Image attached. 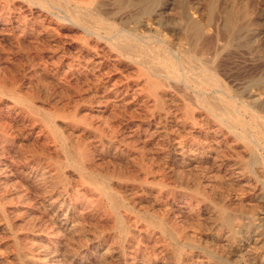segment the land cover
<instances>
[{
	"label": "rangeland",
	"instance_id": "rangeland-1",
	"mask_svg": "<svg viewBox=\"0 0 264 264\" xmlns=\"http://www.w3.org/2000/svg\"><path fill=\"white\" fill-rule=\"evenodd\" d=\"M30 1L32 3L29 5ZM85 1L0 0V264H63V261L64 264H139L140 261V264H264V152L258 148L264 142L260 141L255 147L252 158H255L257 165L251 169L244 167L249 160L248 154L238 148L240 142L237 145L234 143L235 132L253 136L251 128L255 124L264 129V0H99L98 7L94 8L86 6ZM82 8H89L94 14L84 22L88 29L93 30L92 36L83 31L82 34L81 29L76 27L79 24L74 17L84 12ZM61 21L66 23L62 24ZM118 34L134 36L135 44L145 48L147 55L144 57L139 49L131 56L113 50L119 44L116 39ZM166 57L176 62L179 60L176 72L180 81L172 79L163 67ZM81 65L86 74L81 70ZM98 65L100 68L96 69ZM90 67L91 70H88ZM154 71L168 96H161L158 104L148 107L147 103L135 96L138 90L134 91V85L144 78L151 79ZM205 77L215 78L216 85L199 89L197 81ZM141 98L144 99L143 93ZM214 102L221 110L208 115L206 106ZM228 103L231 104L232 113L236 111L235 114L240 117L241 123L236 128L226 120H223L225 125L217 120L221 119L220 112ZM186 107L196 115L195 128L198 132H179L175 127V121ZM104 109L105 113L95 112ZM45 117L50 123L44 122ZM227 124L233 128L234 135L229 133ZM49 126L55 128L62 140L48 130ZM133 126L140 127L134 129ZM150 134L152 136H148ZM80 143L82 147L85 146L88 155L83 174L66 166L68 162L65 155L63 158L61 149L65 145L76 147ZM216 143H219V147ZM57 164L62 166L60 173L55 170ZM133 169L137 171L133 172ZM81 175L98 176L96 179L104 177L108 192L121 204L115 215L109 209L107 197L97 191L90 193L88 190L92 188L82 182ZM130 194L133 196L130 197ZM83 201L90 205L92 202V205L87 206ZM223 216L231 218L232 226L224 224ZM128 219L133 224L128 221V225ZM157 224H161L164 230L159 229Z\"/></svg>",
	"mask_w": 264,
	"mask_h": 264
},
{
	"label": "bare ground",
	"instance_id": "bare-ground-1",
	"mask_svg": "<svg viewBox=\"0 0 264 264\" xmlns=\"http://www.w3.org/2000/svg\"><path fill=\"white\" fill-rule=\"evenodd\" d=\"M23 1V0H22ZM34 2H35V0H33ZM38 1V0H37ZM41 2V1H40ZM44 2H45V0H44ZM68 2V1H67ZM98 2H99V0H86L85 1V3H86V6H92L93 8L94 7H98ZM25 3V2H24ZM30 3H32V1H30L29 2V5H30ZM66 3V2H65ZM134 3V2H133ZM54 4H58L59 5V3H54ZM106 4H107V2H106ZM39 5V4H38ZM38 5H36V6H38ZM67 5H69V4H67ZM118 5V4H117ZM122 5V4H121ZM33 6V5H32ZM47 6V5H46ZM49 6V5H48ZM47 6V7H48ZM56 6V5H55ZM55 6H54V8H55ZM108 6H110V5H108ZM33 7H35V6H33ZM61 7V6H60ZM73 7V6H72ZM71 7V8H72ZM83 8H85V7H83ZM82 8V9H83ZM92 8V9H93ZM19 9V8H18ZM39 9H40V7H39ZM42 9V8H41ZM60 9V8H59ZM24 10V9H23ZM63 10V9H62ZM84 10V9H83ZM42 11V10H41ZM48 11V10H47ZM47 11H46V13H47ZM50 11V10H49ZM55 11V10H54ZM57 11V10H56ZM106 11H108V10H106ZM110 11V10H109ZM27 12V11H26ZM75 12V11H74ZM49 13H51V11L49 12ZM4 14V13H3ZM41 15H43V14H41ZM40 15V16H41ZM51 15H52V13H51ZM56 15V14H55ZM63 15H64V13H63ZM92 15H94L93 13H92V11L88 8V9H86V10H84V12L82 13V14H78L77 13V15H75V20H76V22H77V24H79V25H77L76 27H77V29L79 30V29H81V32L83 31L84 33H88L89 35H93L94 34V32H93V30L92 29H88V27H86L84 24V22H85V20L86 19H88L90 16H92ZM3 16V15H2ZM37 16V15H36ZM44 16V15H43ZM57 16H59V15H57ZM56 16V17H57ZM114 16V15H113ZM47 17V16H46ZM63 17V16H62ZM65 18H67L66 17V15L64 16ZM63 17V20L65 19ZM68 17H70V16H68ZM97 17H99V15L97 16ZM43 18V17H42ZM45 18V17H44ZM48 18V17H47ZM100 18V17H99ZM39 19V18H38ZM53 19H55V17L53 18ZM60 18H58V20H59ZM70 19V18H69ZM98 19V18H97ZM124 19V18H123ZM71 20V19H70ZM100 19H98V21H99ZM122 20V19H121ZM229 20V19H228ZM14 21V20H13ZM39 21V20H38ZM41 21V20H40ZM48 21V20H47ZM111 21V20H110ZM45 23H46V21H44ZM54 22V21H53ZM56 22H58V21H56ZM97 22V21H96ZM103 22V21H102ZM105 22V21H104ZM112 22V21H111ZM1 23V22H0ZM61 23H62V21H61ZM66 22H64V23H62V24H65ZM69 23H70V21H69ZM21 24V23H20ZM56 24V23H55ZM72 24V23H71ZM70 24V25H71ZM107 24V23H106ZM41 25V24H40ZM44 25V24H43ZM52 25V24H51ZM115 25V24H114ZM3 26V25H2ZM1 26V27H2ZM12 26V25H11ZM26 26V25H25ZM56 26V25H55ZM75 26V25H74ZM78 26L80 27V28H78ZM116 26V25H115ZM14 27V26H13ZM47 27V26H46ZM58 27V26H57ZM98 27V26H97ZM120 27V26H119ZM15 28V27H14ZM13 28V29H14ZM50 28V27H49ZM56 28V27H55ZM107 28V27H106ZM117 28H118V26H117ZM174 28V27H173ZM230 28V27H229ZM233 28V27H232ZM6 29V28H5ZM20 29V28H19ZM25 29H26V27H25ZM53 29V28H52ZM119 29V28H118ZM54 30H56V29H54ZM78 30H76V31H78ZM116 30V29H115ZM119 30H121V29H119ZM119 30H116V31H119ZM188 30V29H187ZM220 30V29H219ZM13 31H15V30H13ZM18 31V30H17ZM36 31V30H35ZM57 31V30H56ZM221 31V30H220ZM52 32V31H51ZM68 32V31H67ZM83 32H82V34H83ZM121 32H122V30H121ZM15 33H16V31H15ZM20 33V32H19ZM103 33V32H102ZM219 33V32H218ZM60 34V33H59ZM81 34V33H80ZM81 34V35H82ZM96 34V33H95ZM116 34V33H115ZM125 34V33H124ZM134 34V33H133ZM190 34V33H189ZM199 34V33H198ZM17 35V34H16ZM20 35H21V33H20ZM29 35V34H28ZM42 35V34H41ZM61 35V34H60ZM79 35V34H78ZM97 35V34H96ZM95 35V36H96ZM102 35V34H101ZM101 35H99V36H101ZM111 35V34H110ZM113 35V34H112ZM111 35V36H112ZM131 35V34H130ZM192 35V34H191ZM209 35V34H208ZM65 36H67V35H65ZM65 36H63V37H65ZM70 36V35H69ZM68 36V37H69ZM73 36V35H72ZM75 36V35H74ZM90 36V37H91ZM114 36V35H113ZM213 36V35H212ZM243 36V35H242ZM241 36V37H242ZM60 37H62V36H60ZM86 37V36H85ZM87 37H88V35H87ZM102 37V36H101ZM116 37V36H115ZM134 37V36H133ZM133 37H129V36H125V35H123V34H118L117 35V41L119 42V44H116L115 46H114V44H113V46L115 47V49L113 48V50H117L116 52H119V54L120 53H122V54H127V55H129V56H131L132 54H134L135 53V51L137 50V49H139V51L143 54V56L144 55H147V50L145 49V48H139L136 44H135V42H134V39H133ZM142 37V36H141ZM154 37V36H153ZM44 38V37H43ZM110 38V37H109ZM112 38V37H111ZM140 38V37H139ZM150 38V37H149ZM199 38H200V34H199ZM198 38V39H199ZM205 38V37H204ZM24 39V38H23ZM45 39V38H44ZM93 39V38H92ZM108 39V38H107ZM46 40V39H45ZM98 40V39H97ZM100 40H103V39H100ZM111 40V39H110ZM190 40V39H189ZM193 40V39H192ZM206 40V39H205ZM208 40H209V38H208ZM211 41H212V39H210ZM35 41H37V40H35ZM44 41V40H43ZM99 41V40H98ZM105 41V40H104ZM109 41V40H108ZM159 41V40H158ZM157 41V42H158ZM96 42V41H95ZM100 42V41H99ZM57 43H59V42H57ZM113 43V42H112ZM114 43H115V41H114ZM152 43V42H151ZM160 43V42H159ZM162 43V42H161ZM164 43V42H163ZM202 43V42H201ZM67 44V43H66ZM90 44V43H89ZM92 44V43H91ZM95 44V43H94ZM204 44V43H203ZM207 44L209 45V42L207 41ZM214 44V43H213ZM53 45H55V43L53 44ZM61 45V44H60ZM72 45H74V44H72ZM93 45V44H92ZM91 45V46H92ZM96 45V44H95ZM51 46V45H50ZM69 46V45H68ZM152 46V45H151ZM158 46V45H157ZM166 46V45H165ZM205 46V45H204ZM47 47V46H46ZM45 47V48H46ZM96 47H97V45H96ZM95 47V48H96ZM159 47H160V44H159ZM162 47H163V45H162ZM183 47V46H182ZM190 47V46H189ZM48 48V47H47ZM54 48V47H53ZM53 48H50V49H53ZM68 48V47H67ZM76 48H77V46H76ZM193 48V47H192ZM55 49V48H54ZM54 49H53V51H54ZM57 49V48H56ZM55 49V50H56ZM74 49V48H73ZM79 49V48H78ZM93 49V48H92ZM104 49V48H103ZM155 49V48H154ZM190 49V48H189ZM208 49V48H207ZM211 49V48H210ZM61 50V49H60ZM66 50V49H65ZM65 50H64V52H65ZM104 50H106V49H104ZM192 50H194V49H192ZM199 50H200V48H199ZM198 50V51H199ZM98 51H100L99 49H98ZM201 51V50H200ZM209 51V50H208ZM69 52V51H68ZM72 53H73V51H71ZM71 52H69V53H71ZM161 52V51H160ZM78 53H80V52H78ZM108 53V52H107ZM106 53V54H107ZM139 53V52H138ZM170 53V52H169ZM173 53H174V51H173ZM176 53V52H175ZM184 53V52H183ZM196 53V52H195ZM194 53V54H195ZM93 54V53H92ZM140 54V53H139ZM187 54V53H186ZM206 54V53H205ZM258 54V53H257ZM74 55V54H73ZM73 55H71V56H73ZM77 55V54H76ZM78 55H80V54H78ZM90 55V54H89ZM101 55V54H100ZM102 55H103V53H102ZM176 55V54H175ZM200 55V53H198V56ZM47 56H49V55H47ZM54 56V55H53ZM92 56V55H91ZM114 56V55H113ZM173 56V55H172ZM178 56V55H177ZM203 56V55H202ZM75 57H77V56H75ZM115 57V56H114ZM125 57H126V55H125ZM124 57V58H125ZM145 57V56H144ZM181 57V56H180ZM45 58V57H44ZM56 58V57H55ZM78 58V57H77ZM80 58V57H79ZM90 58V60H91V57H89ZM88 58V59H89ZM109 58V57H108ZM203 58H204V56H203ZM207 58H208V56H207ZM206 58V59H207ZM211 59H212V57H210ZM72 59H74V57L72 58ZM87 59V60H88ZM110 59V58H109ZM121 59H122V57H121ZM133 60L132 61H134V58H132ZM175 59H179V58H175ZM52 60V59H51ZM82 60V59H81ZM86 60V59H85ZM84 60V61H85ZM111 60V59H110ZM123 60V59H122ZM184 60V59H183ZM208 60L209 59H207V62H208ZM53 61V60H52ZM57 61V60H56ZM70 61V60H69ZM89 61V60H88ZM97 61V60H96ZM100 61V60H99ZM102 61V60H101ZM126 61V60H125ZM131 61V59H130V63L132 62ZM139 61H140V59H139ZM179 61V60H178ZM177 61V62H178ZM198 61V60H197ZM104 62V61H103ZM176 61H174L172 58H170V57H166L165 58V60H164V62H163V67L166 69V70H168V75L172 78V79H175V80H179L180 81V77H179V75H177V72H176V68H178L177 66H178V63H177ZM48 63V62H47ZM52 63V62H51ZM63 63V62H62ZM68 63V62H67ZM70 63H71V61H70ZM57 64V63H56ZM64 64V63H63ZM75 64V63H74ZM77 64V63H76ZM112 64V63H111ZM114 64V63H113ZM132 64V63H131ZM134 64H136V63H134ZM53 65V64H52ZM70 65H72V64H70ZM105 65H107V64H105ZM115 65V64H114ZM124 65H126V64H124ZM137 65V64H136ZM156 65V64H155ZM154 65V66H155ZM75 66V65H74ZM85 66V65H84ZM101 66V65H100ZM258 66V65H257ZM66 67V66H65ZM118 67V66H117ZM117 67H116V69H117ZM124 67V66H123ZM122 67V68H123ZM136 67H138V65L136 66ZM142 67V66H141ZM60 68V67H59ZM58 68V69H59ZM82 65H81V70H82ZM85 68V67H84ZM91 68L92 67H90V68H88V70L90 69L91 70ZM98 68H100L99 67V65L97 66V68L96 69H98ZM106 68H109V67H106ZM112 68V67H111ZM120 68V67H119ZM118 68V69H119ZM127 68H128V66H127ZM193 68V67H192ZM58 69H56V70H58ZM86 69V68H85ZM110 69V68H109ZM126 69V68H125ZM132 69V68H131ZM146 69V68H145ZM179 69V68H178ZM43 70V69H42ZM67 70V69H66ZM95 70V69H94ZM106 70V69H105ZM120 71L122 70V69H119ZM133 70H135V69H133ZM132 70V71H133ZM181 70H183V69H181ZM197 70V69H196ZM83 71V70H82ZM123 71H124V69H123ZM130 71V70H129ZM202 71V70H201ZM60 72V71H59ZM78 72V71H77ZM79 72H80V68H79ZM84 72V71H83ZM88 72V71H87ZM91 72H93V71H90V73ZM103 72V71H102ZM108 72V71H107ZM106 72V73H107ZM111 72V71H110ZM125 72V71H124ZM148 72V71H147ZM183 71H181V73H182ZM187 72V71H186ZM35 73V72H34ZM61 73V72H60ZM63 73H65V72H63ZM85 73V72H84ZM95 73V72H94ZM113 73V72H112ZM180 73V72H179ZM191 73H192V70H191ZM197 73V72H196ZM205 73V72H204ZM40 74H42L41 72H40ZM80 74V73H79ZM86 74V73H85ZM84 74V75H85ZM98 74V73H97ZM103 74V73H102ZM149 74V73H148ZM151 74V73H150ZM149 74V75H150ZM184 74V73H183ZM193 74V73H192ZM194 74H195V71H194ZM203 74V73H202ZM207 74H208V72H207ZM70 75V74H69ZM73 75V74H72ZM91 75V74H90ZM89 75V76H90ZM204 75H206V74H204ZM46 76V75H45ZM45 76H43V77H45ZM50 76V75H49ZM92 76V75H91ZM97 76V75H96ZM151 76V79L150 78H144V79H142L141 80V82H137L135 85H134V91L135 90H138L137 91V93H136V95L135 96H137V99H139V100H141V101H143L144 103H147V105H148V107H150V105L151 106H153V105H156V104H158V102L159 101H161V96H168V94H167V92H166V90H163L162 89V86L161 85H164V84H160V82H162V81H160V80H158V79H156V78H158V76L156 75V71H154L153 73H152V75H150ZM165 76V75H164ZM200 76V75H199ZM208 76H210V75H208ZM60 77H62V76H60ZM117 77H119V75L117 74ZM144 77V76H143ZM189 77V76H188ZM214 77V76H213ZM46 78V77H45ZM48 78V77H47ZM50 78V77H49ZM63 78V77H62ZM65 78V77H64ZM67 78V77H66ZM65 78V79H66ZM71 78H72V76H71ZM116 78V77H115ZM165 78V77H164ZM184 78V77H183ZM186 78V77H185ZM200 78V77H199ZM44 79V78H43ZM43 79H42V81H43ZM51 79V78H50ZM64 79V80H65ZM78 79V78H77ZM79 79H80V77H79ZM106 79V78H105ZM105 79H103V80H105ZM112 79V78H111ZM167 79H169V78H167ZM188 78H186V80H187ZM215 79V78H214ZM214 79H207L206 77L205 78H202V79H200V80H198L197 81V84H196V86L199 88V89H205V88H207V87H210V86H213V85H216V83L214 82L215 80ZM52 80V79H51ZM69 80V79H68ZM67 80V81H68ZM71 80V79H70ZM84 80V79H83ZM88 80V79H87ZM92 80V79H91ZM116 80V79H115ZM114 79H113V81H115ZM117 80H118V78H117ZM191 80V79H190ZM2 81H4V80H2ZM41 80H40V82H42ZM55 81V80H54ZM63 81V80H62ZM61 81V82H62ZM107 81V80H106ZM113 81H112V84H113ZM169 81V80H168ZM7 82V81H6ZM56 82H57V80H56ZM95 82V81H94ZM172 82V81H171ZM186 82V81H185ZM184 82V83H185ZM214 82V83H213ZM45 83H46V81H45ZM48 83V82H47ZM110 83V82H109ZM118 83V82H117ZM176 83V82H175ZM179 83V82H178ZM183 83V84H184ZM192 83V82H191ZM218 83V82H217ZM44 84V83H43ZM57 84V83H56ZM66 84V83H65ZM172 84H174V83H172ZM186 84H189V83H187L186 82ZM46 84H44L43 86H45ZM90 85V84H89ZM107 85V84H106ZM105 85V86H106ZM109 85V84H108ZM125 85V84H124ZM181 85H182V83H181ZM219 85V84H218ZM62 86V85H61ZM91 86V85H90ZM102 86H103V84H102ZM128 86V85H127ZM172 86H174V85H172ZM187 86V85H186ZM185 86V87H186ZM220 86V85H219ZM46 87V86H45ZM59 87V86H58ZM96 87V86H95ZM164 87V86H163ZM50 88V87H49ZM63 88V87H62ZM67 88V87H66ZM105 88V87H104ZM103 88V89H104ZM108 88V87H107ZM112 87H110V89H111ZM122 88V87H121ZM129 88V87H128ZM182 88V87H181ZM181 88H179V89H181ZM184 88V87H183ZM189 88V87H188ZM197 88V89H198ZM221 88V87H220ZM219 88V89H220ZM65 89V88H64ZM63 89V90H64ZM126 89V88H125ZM194 89V88H193ZM9 90H10V88H9ZM14 90V89H13ZM55 90H57V89H55ZM62 90V89H61ZM60 90V94H62L61 91ZM90 90H91V87H90ZM105 90H107V89H105ZM131 90V89H130ZM182 90H188V89H182ZM48 91V90H47ZM93 91V90H92ZM98 91V90H97ZM117 91V90H116ZM204 91V90H203ZM51 92V91H50ZM103 92V91H102ZM101 92V93H102ZM108 92V91H107ZM106 92V93H107ZM113 92V91H112ZM120 92V91H119ZM132 92H133V90H132ZM178 91H177V88H176V93H177ZM180 92H181V90H180ZM179 92V93H180ZM185 92V91H184ZM191 92H193V91H191ZM210 92V91H209ZM217 92V91H216ZM63 93H64V91H63ZM114 93V92H113ZM117 93V92H116ZM131 93V92H130ZM141 93H143L144 94V99L142 100V98H141ZM188 93V92H187ZM203 93V92H202ZM214 93V92H213ZM221 93V92H220ZM92 94V93H91ZM95 94V93H94ZM97 94V93H96ZM95 94V96H98V94L96 95ZM104 94H105V92H104ZM121 94V93H120ZM132 94V93H131ZM192 94V93H191ZM200 94V93H199ZM216 94V93H215ZM214 94V95H215ZM53 95V94H52ZM93 95V94H92ZM114 95V94H113ZM127 95V94H126ZM133 95V96H134ZM171 95V94H170ZM169 95V96H170ZM218 95H220L219 93H218ZM247 95V94H246ZM259 95V94H258ZM65 96V95H64ZM94 96V95H93ZM119 96V95H118ZM128 96V95H127ZM174 96V95H173ZM194 96H195V94H194ZM201 96V95H200ZM202 96H203V94H202ZM210 96V95H209ZM132 97V96H131ZM207 97V96H206ZM222 97V96H221ZM250 97V96H249ZM78 98V97H77ZM85 98V97H84ZM88 98V97H87ZM86 98V99H87ZM89 98H90V95H89ZM121 98V97H120ZM129 98H130V96H129ZM171 98V97H170ZM209 98H211V97H209ZM236 98V97H235ZM5 99V98H4ZM54 99V98H53ZM76 99V98H75ZM107 99H108V97H107ZM118 99V98H117ZM123 99V98H122ZM121 99V100H122ZM127 99V98H126ZM132 99V98H131ZM165 99H166V97H165ZM7 100V99H6ZM90 100V99H89ZM93 100V99H92ZM97 100V99H96ZM100 100V99H99ZM112 100H114V99H112ZM125 100V99H124ZM167 100V99H166ZM173 100V99H172ZM237 100H238V98H237ZM101 101H102V99H101ZM128 101V100H127ZM130 101V100H129ZM177 101V100H176ZM179 101V100H178ZM202 101V100H201ZM240 101V100H239ZM5 102V101H4ZM7 102V101H6ZM67 102V101H66ZM139 102V101H138ZM173 103H174V101H172ZM230 102V101H229ZM237 102V101H236ZM51 103V102H50ZM65 103V102H64ZM79 103V102H78ZM89 103V102H88ZM143 103V104H144ZM178 102H176V104H177ZM203 103V102H202ZM212 103V102H211ZM240 103V102H239ZM238 103V104H239ZM7 104V103H6ZM16 104V103H15ZM23 104V103H22ZM26 104H27V102H26ZM29 104V103H28ZM61 104V103H60ZM94 104H96V103H94ZM101 104H103V103H101ZM121 104V103H120ZM133 104V103H132ZM136 104V103H135ZM169 104H171L170 103V100H169ZM205 104V103H204ZM204 104H202V105H204ZM11 105H12V103H11ZM20 105H21V103H20ZM25 105V104H24ZM31 105V104H30ZM51 105V104H50ZM68 105V104H67ZM92 105V104H91ZM106 105V104H105ZM139 105H140V103H139ZM138 105V106H139ZM146 105V104H145ZM144 105V106H145ZM206 105V104H205ZM234 105V104H233ZM16 106V105H15ZM36 106V105H35ZM52 106V105H51ZM58 106V105H57ZM65 106H66V104H65ZM74 106V105H73ZM100 106V105H99ZM129 106V105H128ZM191 106H193V104L191 105ZM6 107V106H5ZM26 107V106H25ZM39 107H41V106H39ZM38 107V108H39ZM131 107V106H130ZM135 107V106H134ZM141 107V106H140ZM171 107V106H170ZM169 107V108H170ZM234 107V106H233ZM3 108H4V104H3ZM32 108V107H31ZM93 108V107H92ZM100 108V107H99ZM138 108V107H137ZM143 108V107H142ZM173 108V107H172ZM171 108V109H172ZM179 108V107H178ZM206 108L209 110V113H208V115L210 114V112H215L216 110H218V111H220L221 109L218 107V104H217V102H214L213 104H208L207 106H206ZM242 108H244V109H246V107H242ZM248 108V107H247ZM88 109V108H87ZM97 109H98V107H97ZM109 109V108H108ZM124 109V108H123ZM141 109V108H140ZM145 109V108H144ZM175 109V108H174ZM250 109V108H249ZM6 110V109H5ZM19 110V109H18ZM81 110V109H80ZM79 110V111H80ZM89 110V109H88ZM120 110V109H119ZM128 110H129V108H128ZM238 110V109H237ZM248 110V109H247ZM1 111V110H0ZM50 111V110H49ZM113 111V110H112ZM127 111V110H126ZM136 111V110H135ZM169 111V110H168ZM173 111V110H172ZM176 111V110H175ZM5 112V111H4ZM13 112V111H12ZM11 112V113H12ZM97 114H102V113H105L106 112V110L104 109V110H98V111H95ZM128 112V111H127ZM249 112V111H248ZM247 112V113H248ZM255 112V111H254ZM253 112V113H254ZM5 113H7V112H5ZM15 113V112H14ZM13 113V114H14ZM80 113V112H79ZM89 113V112H88ZM130 113V112H129ZM221 114H220V116H221V119L220 118H218L217 120H219L220 122L219 123H222V125H225L226 123L223 121V120H226V121H228L229 123H231L232 125H235V128L237 127V125H238V123H241V122H239V120H240V117L239 116H237L235 113H236V111H235V113L233 114L232 113V109H231V104L230 103H228L227 105H226V108L225 109H223L221 112H220ZM241 113H242V111H241ZM240 113V115H242ZM258 113V112H257ZM8 114V113H7ZM12 114V115H13ZM89 114H91V113H89ZM107 114V113H106ZM136 114V113H135ZM143 114H145V113H143ZM175 114V113H174ZM173 114V115H174ZM177 114V113H176ZM175 114V115H176ZM238 114V113H237ZM249 114V113H248ZM255 115H256V113H254ZM11 115V116H12ZM15 115V114H14ZM24 115V114H23ZM80 115V114H79ZM84 115V114H83ZM110 115V114H109ZM108 115V117H111V116H109ZM117 115V114H116ZM118 115H119V113H118ZM146 115V114H145ZM173 115H171V116H173ZM179 115V114H178ZM199 115V114H198ZM197 115V116H198ZM205 115V114H204ZM251 115V114H250ZM264 115V114H263ZM262 115V116H263ZM87 116V115H86ZM94 116V114L92 115V117ZM202 116V115H201ZM212 116H214V115H212ZM39 117V116H38ZM69 117V116H68ZM80 117V116H79ZM82 117V116H81ZM85 117V116H84ZM91 117V118H92ZM95 117V116H94ZM93 117V118H94ZM100 117V116H99ZM99 117H98V119H99ZM101 117H102V115H101ZM100 117V118H101ZM157 117V116H156ZM155 117V118H156ZM211 117V116H210ZM222 117L224 118V119H222ZM1 118V117H0ZM5 118V117H4ZM60 118V117H59ZM90 118V117H89ZM96 118H97V116H96ZM105 118V117H104ZM103 118V119H104ZM111 118H113V117H111ZM110 118V119H111ZM143 118H145V117H143ZM251 118H253V117H251ZM12 119V118H11ZM86 119V118H85ZM129 119V118H128ZM257 119H258V117H257ZM6 120V119H5ZM14 120V119H13ZM87 120H88V117H87ZM96 120L97 119H95V122H96ZM105 120V119H104ZM106 120H108L109 121V119H106ZM173 120V119H172ZM213 120V119H212ZM216 119H214V121H215ZM0 121H1V119H0ZM28 121H30V120H28ZM69 121V120H68ZM108 121L106 122V123H108ZM111 121H115V120H111ZM118 121V120H117ZM116 121V122H117ZM121 121V120H120ZM22 122H24L23 120H22ZM44 122L45 123H50V121H49V119H47L46 117L44 118ZM100 122V121H99ZM116 122H115V124H116ZM124 122V121H123ZM136 122V121H135ZM151 122V121H150ZM173 122V121H172ZM176 122V123H175ZM174 123H175V127L178 129V131L179 130H181V131H187V132H193V133H195V132H198L197 130H196V126H197V118H196V115H194L192 112H191V109L190 108H185V110H184V112L182 113V115H181V117H179V119L177 120V121H175ZM203 122V121H202ZM216 122H218V121H216ZM264 122V121H263ZM74 123V122H73ZM101 123V122H100ZM105 123V122H104ZM118 123L121 125V122H119L118 121ZM130 123V122H129ZM169 123V122H168ZM204 123H205V121H204ZM1 124V123H0ZM77 124H78V121H77ZM114 124V125H115ZM137 124H139V123H137ZM144 124V123H143ZM153 123H151V125H152ZM159 124H161V123H159ZM201 124V123H200ZM199 124V125H200ZM251 124H252V122H251ZM259 124V123H258ZM2 125V124H1ZM19 125V124H18ZM52 125V124H51ZM95 125V124H94ZM101 125V124H100ZM113 125V124H112ZM119 125V126H120ZM134 125V124H133ZM254 125V124H253ZM12 126V125H11ZM63 126V125H62ZM105 126V125H104ZM116 126H117V124H116ZM125 126V125H124ZM171 126V125H170ZM208 126H209V124H208ZM226 126H228L227 128L229 129L228 131H229V133L231 134H233V131H232V127L231 126H229L228 124L226 125ZM2 127V126H1ZM56 127V126H55ZM89 127V126H88ZM93 127V126H92ZM102 127V126H101ZM114 127V126H113ZM118 127V126H117ZM123 127V126H122ZM134 127V126H133ZM135 127H137V126H135ZM135 127H134V129H135ZM140 127V126H139ZM139 127H137V128H139ZM155 127V126H154ZM168 127V126H167ZM210 127V126H209ZM221 127V126H220ZM248 127V126H247ZM246 127V129H248ZM251 127V126H250ZM18 128V127H17ZM68 128V127H67ZM90 128V127H89ZM94 128H95V126H94ZM104 129H105V127H103ZM108 128V127H107ZM106 128V129H107ZM146 128V127H145ZM152 128V127H151ZM171 128V127H170ZM211 128V127H210ZM232 128V129H231ZM21 129V128H20ZM36 129V128H35ZM71 129V128H70ZM80 129V128H79ZM98 129V128H97ZM114 129H118V128H114ZM126 129V128H125ZM172 129H174V128H172ZM251 129H253V132H254V134H253V136H246V135H242L241 133H238V132H235V142L234 143H236V145L237 144H239V142H240V144H239V147L238 148H240L243 152H245V153H247L248 154V156H249V160L247 161V163H244V167L246 168V169H251L252 167H254L255 166V164H256V162H255V158H252V154L254 153V151H255V147H256V145H258L259 144V142L260 141H262V142H264V129L263 128H260V126L258 125H256L255 124V126H253V128H251ZM39 130H40V128H39ZM48 130H50V132L52 133V134H54V135H57V132H56V130H55V128L54 127H51V126H49V129ZM65 130H66V128H65ZM100 130V129H99ZM120 130H122V129H120ZM132 132H133V130L132 129H130ZM139 130V129H138ZM141 130V129H140ZM148 130H150V129H148ZM155 130V129H154ZM159 130V129H158ZM206 130V129H205ZM241 130H242V128H241ZM57 131H58V128H57ZM67 131V130H66ZM79 131V130H78ZM109 131V130H108ZM112 131V130H111ZM124 131V130H123ZM160 131V130H159ZM214 131V130H213ZM216 131V130H215ZM248 131H250V129L248 130ZM34 132V131H33ZM37 132H38V130H37ZM47 132V131H46ZM80 132H82V130L80 131ZM106 132V131H105ZM119 132V131H118ZM132 132H130V133H132ZM153 132V131H152ZM156 132V131H155ZM158 132V131H157ZM161 132V131H160ZM177 132V131H176ZM180 132V131H179ZM240 132V131H239ZM25 133H26V131H25ZM36 133V132H35ZM67 133H68V131H67ZM71 133V132H70ZM109 133V132H108ZM107 133V134H108ZM122 133V132H121ZM138 133V132H137ZM144 133V132H143ZM201 133V132H200ZM210 133H214V132H210ZM216 133V132H215ZM20 134H21V132H20ZM31 134V133H30ZM36 134H38V133H36ZM35 134V135H36ZM46 134V133H45ZM62 134V133H61ZM73 134V133H72ZM77 134H78V132H77ZM76 134V135H77ZM86 134H88V133H86ZM117 134V133H116ZM125 134V133H124ZM128 134V133H127ZM135 135H136V133H134ZM139 134V133H138ZM153 134V133H152ZM157 134V133H156ZM219 134V133H218ZM225 134V133H224ZM23 135V134H22ZM141 135V134H140ZM161 135V134H160ZM180 135H182V134H180ZM184 135V134H183ZM182 135V136H183ZM210 135H212V134H210ZM226 135V134H225ZM234 135V134H233ZM81 136V135H80ZM93 136H94V134H93ZM92 136V137H93ZM121 136H123V135H121ZM120 136V137H121ZM125 136H127V135H125ZM124 136V137H125ZM132 136H134V135H132ZM148 136H152L151 134L150 135H148ZM147 136V140H149V137ZM195 136V135H194ZM198 136V135H197ZM215 136V135H214ZM14 137V139H15V136H13ZM31 137V136H30ZM46 137V136H45ZM58 139H61L62 140V137L61 136H59V135H57L56 136ZM78 137V136H77ZM91 137V138H92ZM136 137V136H135ZM140 137V136H139ZM142 137V136H141ZM171 137V136H170ZM210 137V136H209ZM34 138V137H33ZM85 138V137H84ZM84 138H82V139H84ZM90 138V139H91ZM144 138V137H143ZM146 138V137H145ZM151 138V137H150ZM155 138V137H154ZM157 138H159V137H157ZM173 138V137H172ZM172 138H171V140H172ZM176 138V137H175ZM201 138V137H200ZM35 139V138H34ZM47 139H48V137H47ZM58 139H57V141H58ZM75 139V138H74ZM78 139V138H77ZM81 139V138H80ZM86 139V138H85ZM88 139V138H87ZM95 139V138H94ZM97 139V138H96ZM179 139V138H178ZM196 139V138H195ZM199 139V138H198ZM205 139V138H204ZM220 139V138H219ZM222 139V138H221ZM232 139V138H231ZM230 139V140H231ZM21 140H22V138H21ZM44 140V139H43ZM146 140V139H145ZM157 140V139H156ZM200 140H202V139H200ZM200 140H199V142H200ZM208 140V139H207ZM212 140V139H211ZM16 141V140H15ZM37 141V140H36ZM39 141V140H38ZM90 141V140H89ZM125 141V140H124ZM128 140L126 139V142H127ZM133 141V140H132ZM135 141V140H134ZM187 141V140H186ZM196 141V140H195ZM216 141H217V139H216ZM228 141V140H227ZM148 142V141H147ZM161 142V141H160ZM171 142V141H170ZM177 142V141H176ZM218 142V141H217ZM230 142V141H229ZM238 142V143H237ZM1 143V142H0ZM61 143V142H60ZM87 143H88V141H87ZM105 143V142H104ZM129 143H131L132 144V142H129ZM149 143V142H148ZM172 143V142H171ZM201 143V142H200ZM199 143V144H200ZM203 143H204V140H203ZM202 143V144H203ZM232 143V142H231ZM233 143V144H234ZM35 144V143H34ZM40 144V143H39ZM39 144H38V148H39ZM45 143H43V145H44ZM48 144H50V143H48ZM158 144V143H157ZM156 144V145H157ZM161 144V143H160ZM159 144V145H160ZM170 144V143H169ZM208 144H210L209 142H208ZM217 144H219V143H216V145ZM230 144V143H229ZM2 145V144H1ZM36 145V144H35ZM47 145V144H46ZM59 145V144H58ZM95 145V144H94ZM117 145V144H116ZM129 145V144H128ZM133 145V144H132ZM131 145V146H132ZM142 145V144H141ZM164 145V144H163ZM176 145V144H175ZM174 145V146H175ZM214 145V144H213ZM37 146V145H36ZM48 146V145H47ZM62 146V145H61ZM106 146H107V144H106ZM134 146V145H133ZM152 146V145H151ZM177 146V145H176ZM181 146V145H180ZM211 146V145H210ZM209 146V147H210ZM218 146V145H217ZM225 146V145H224ZM262 146V145H261ZM258 147V148H261L262 149V151L264 152V145L262 146V147ZM93 147V146H92ZM117 147V146H116ZM139 147V146H138ZM137 147V148H138ZM150 147V146H149ZM182 147V146H181ZM186 147V146H185ZM204 147H206V146H204ZM213 147V146H212ZM219 147V146H218ZM13 148V147H12ZM36 148V147H35ZM53 148V147H52ZM60 148V147H59ZM97 148V147H96ZM139 148H141V147H139ZM138 148V149H139ZM221 148V147H220ZM40 149H42L41 147H40ZM51 149V148H50ZM49 149V150H50ZM62 151H63V158H64V155H65V158H66V160H67V162H68V164L66 165V166H70L71 168H73L75 171H77V172H79L80 174H83V172H85V170H86V167H85V161L87 160V158H88V155L85 153V146L84 147H82V145H81V143L80 144H77L76 145V147H74V146H63L62 148ZM105 149V148H104ZM111 149H113V148H111ZM110 149V150H111ZM146 149V148H145ZM150 149V148H149ZM161 149H163L162 147H161ZM182 149V148H181ZM185 149V148H184ZM189 149V148H188ZM39 150V149H38ZM44 150H46V149H44ZM91 150H93V149H91ZM160 150V149H159ZM193 150V149H192ZM200 150V149H199ZM241 150H239V151H241ZM256 150H258V149H256ZM260 150V149H259ZM52 151V150H51ZM115 151V150H114ZM150 151V150H149ZM148 151V152H149ZM157 151V150H156ZM190 151V150H189ZM223 151L224 150H222V153H223ZM261 151V150H260ZM48 152V151H47ZM113 152V151H112ZM127 152V151H126ZM125 152V153H126ZM151 152H153V150L151 151ZM157 152H159V151H157ZM191 152V151H190ZM198 152V151H197ZM216 152V150H214L213 151V153H215ZM226 152H228V151H226ZM243 152H241V153H243ZM49 153H51V152H49ZM195 153H196V150H195ZM200 153V152H199ZM225 153V152H224ZM223 153V154H224ZM240 153V154H241ZM256 153V152H255ZM52 154V153H51ZM96 154V153H95ZM101 154V153H100ZM111 154V153H110ZM118 154V153H117ZM191 154H192V152H191ZM231 154V153H230ZM260 154H262V153H260ZM52 155H54V154H52ZM92 155H94V154H92ZM125 155V154H124ZM161 155V154H160ZM211 155V154H210ZM56 156V155H55ZM58 156H59V154H58ZM98 156V155H97ZM128 156H130V154L128 155ZM141 156V155H140ZM153 156V155H152ZM163 156V155H162ZM207 156V155H206ZM227 156V155H226ZM247 156V157H248ZM260 156V155H259ZM100 157H101V155H100ZM103 157V156H102ZM121 157V156H120ZM123 157H125V156H123ZM155 157V156H154ZM157 157V156H156ZM155 157V158H156ZM159 157V156H158ZM165 157V156H164ZM191 157V156H190ZM193 157V156H192ZM205 157V156H204ZM209 157V156H208ZM214 157H215V155H214ZM217 157V156H216ZM232 157H234V156H232ZM262 157V156H261ZM60 158H62V157H60ZM98 158V157H97ZM112 158V157H111ZM115 158V157H114ZM125 158H129V157H125ZM132 158V157H131ZM147 158V157H146ZM154 158V159H155ZM177 158V157H176ZM187 158V157H186ZM259 158V157H258ZM99 159V158H98ZM113 159V158H112ZM148 159V158H147ZM150 159V158H149ZM153 159V160H154ZM189 159V158H188ZM64 160V159H63ZM118 160V159H117ZM157 160V159H156ZM160 160V159H159ZM158 160V161H159ZM190 160V159H189ZM191 160H192V158H191ZM101 161V160H100ZM127 161H128V159H127ZM127 161H124V162H127ZM133 161V160H132ZM163 161V160H162ZM181 161V160H180ZM180 161H178V162H180ZM188 161V160H187ZM194 161V160H193ZM199 161V160H198ZM204 161V160H203ZM106 162V161H105ZM117 162V161H116ZM151 162H152V160H151ZM171 162V161H170ZM206 162V161H205ZM94 163V162H93ZM104 163V162H103ZM120 163V162H119ZM130 163V162H129ZM133 163V162H132ZM141 163H143V162H141ZM148 163V162H147ZM166 163V162H165ZM177 163V162H176ZM181 163V162H180ZM264 163V162H263ZM100 164H101V162H100ZM123 164V163H122ZM125 164H127V163H125ZM149 164H150V162H149ZM154 164V163H153ZM162 164V163H161ZM178 164V163H177ZM176 164V165H177ZM197 164H199V163H197ZM215 164V163H214ZM261 164V163H260ZM44 165V164H43ZM98 165V164H97ZM110 165H111V163H110ZM115 165V164H114ZM120 165V164H119ZM130 165V164H129ZM128 165V166H129ZM164 165V164H163ZM172 165V164H171ZM170 165V166H171ZM204 165V164H203ZM203 165L201 166V167H203ZM213 165V164H212ZM257 165V164H256ZM30 166V165H29ZM46 165H44V167H45ZM162 166V165H161ZM160 166V167H161ZM164 166H166V165H164ZM196 166H198V165H196ZM207 166V165H206ZM220 166V165H219ZM263 166H264V164H263ZM61 167L62 166H60V165H56V167H55V170L58 172V173H60L61 172ZM95 167H96V165H95ZM94 167V168H95ZM103 167H105V166H103ZM151 167V166H150ZM176 167V166H175ZM179 167V166H178ZM180 167H182V163H181V166ZM179 167V168H180ZM189 167V166H188ZM200 167V166H199ZM256 167V166H255ZM69 168V167H68ZM88 168V167H87ZM125 168V167H124ZM123 168V169H124ZM131 168V167H130ZM136 168V167H135ZM162 168V167H161ZM169 168V167H168ZM190 168H191V166H190ZM193 168V167H192ZM231 168V167H230ZM111 169V168H110ZM117 169V168H116ZM122 169V168H121ZM120 169V170H121ZM154 169V168H153ZM159 169V168H158ZM184 169V168H183ZM183 169H181V170H183ZM189 169V168H188ZM198 169V168H197ZM212 169V168H211ZM214 169V168H213ZM212 169V170H213ZM222 169V168H221ZM46 170V169H45ZM52 170V169H51ZM50 170V171H51ZM114 170H115V168H114ZM127 170H128V168H127ZM137 171L136 169H133V172H135V171ZM156 170V169H155ZM181 170H179V172H181ZM36 171V170H35ZM106 171V170H105ZM128 171H131L130 169L128 170ZM168 171V170H167ZM183 171H185V170H183ZM187 171V170H186ZM215 171V170H214ZM127 172V171H126ZM132 172V171H131ZM149 172V171H148ZM153 172V171H152ZM223 172H224V170H223ZM236 172H237V170H236ZM251 172V171H250ZM71 173H73V172H71ZM129 173V172H128ZM127 173V174H128ZM172 173V172H171ZM170 173V174H171ZM213 173V172H212ZM211 173V174H212ZM230 173V172H229ZM251 173H253V172H251ZM94 174H97V173H94ZM125 174V173H124ZM152 174V173H151ZM179 174V173H178ZM214 174V173H213ZM221 174V173H220ZM263 174V173H262ZM168 175V174H167ZM187 175H188V173H187ZM200 175V174H199ZM215 175V174H214ZM259 175H261V174H259ZM68 176V175H67ZM70 176V175H69ZM73 176V175H72ZM76 176V175H75ZM79 176V175H78ZM82 176V175H81ZM129 176H130V173H129ZM182 176V175H181ZM208 176V175H207ZM228 176V175H227ZM231 176V175H230ZM236 176V175H235ZM43 177V176H42ZM98 177V176H97ZM96 177V178H97ZM138 177V176H137ZM187 177V176H186ZM192 177V176H191ZM226 177V176H225ZM232 177V176H231ZM255 177V176H254ZM263 177V176H262ZM96 178H93V177H89V176H82V182L84 183V184H86L87 183V185L88 186H90L91 188H92V190H88L90 193L91 192H95V191H97V192H99L101 195H104V196H106L107 197V199L110 201V202H108L109 203V209L111 210V212L115 215V211L121 206V204L108 192V190H107V185H106V180L104 179V177H102V178H98V179H96ZM142 178V177H141ZM140 178V179H141ZM205 178V177H204ZM256 178V177H255ZM36 179V178H35ZM150 179V178H149ZM155 179V178H154ZM71 180H72V178H71ZM157 180V179H156ZM212 180V179H211ZM168 181V180H167ZM213 182H214V180H212ZM245 181H246V179H245ZM260 181V180H259ZM38 182V181H37ZM43 182V181H42ZM148 182H149V180H148ZM205 182V181H204ZM238 182V181H237ZM251 182V181H250ZM108 183V182H107ZM130 183V182H129ZM166 183V182H165ZM230 183V182H229ZM49 184V183H48ZM170 184V183H169ZM172 184V183H171ZM204 184V183H203ZM214 184H215V182H214ZM213 184V185H214ZM239 184V183H238ZM237 184V185H238ZM53 185V184H52ZM73 185V184H72ZM246 185H247V182H246ZM249 185V184H248ZM259 185V184H258ZM260 185H262L261 183H260ZM111 186V185H110ZM116 186V185H115ZM114 186V187H115ZM168 186V185H167ZM217 186H219V185H217ZM217 186H215V187H217ZM50 187V186H49ZM204 187V186H203ZM235 187V186H234ZM251 187H252V184H251ZM263 187V186H262ZM109 188V187H108ZM129 188V187H128ZM210 188V187H209ZM254 188V187H253ZM236 189H238V187L236 188ZM244 189V188H243ZM260 189H262L261 188V186H260ZM60 190V189H59ZM71 190V189H70ZM208 190V189H207ZM206 190V191H207ZM218 190V189H217ZM259 190V189H258ZM83 191H84V189H83ZM86 192H88L87 190H85ZM111 191H112V189H111ZM129 191V190H128ZM55 192V191H54ZM68 192V191H67ZM130 192V191H129ZM134 192V191H133ZM252 192V191H251ZM69 193V192H68ZM74 193V192H73ZM80 193H81V191H80ZM113 193V192H112ZM71 194V193H70ZM208 194H209V192H208ZM255 194H258V193H255ZM56 195V194H55ZM83 195V194H82ZM115 195V194H114ZM117 195V194H116ZM210 195V194H209ZM69 196V195H68ZM75 195H73V197H74ZM77 196V195H76ZM75 196V197H76ZM80 196V195H79ZM78 196V197H79ZM133 196V194H130V197H132ZM154 196V195H153ZM89 197H91V196H89ZM93 198H94V196H92ZM55 198H57V197H55ZM63 198V197H62ZM61 198V199H62ZM80 198V197H79ZM88 198V197H87ZM96 198V197H95ZM102 198V197H101ZM161 198V197H160ZM166 198V197H165ZM176 198V197H175ZM226 198V197H225ZM58 199V198H57ZM74 199V198H73ZM90 199V198H89ZM92 199V198H91ZM184 199V198H183ZM249 199V198H248ZM253 199V198H252ZM49 200V199H48ZM83 200V199H82ZM137 201H138V199H136ZM165 200V199H164ZM178 200V199H177ZM180 200H181V198H180ZM260 200V199H259ZM50 201V200H49ZM48 201V202H49ZM71 201V200H70ZM73 201V200H72ZM79 201V200H78ZM106 201V200H105ZM135 200H133V202H134ZM152 201V200H151ZM154 201V200H153ZM249 201V200H248ZM47 202V203H48ZM179 202V201H178ZM187 202V201H186ZM243 202V201H242ZM58 203V202H57ZM79 203H80V201H79ZM79 203H77V204H79ZM83 203H85L86 204V202H84L83 201ZM82 203V204H83ZM137 203V202H136ZM139 203V202H138ZM189 203V202H188ZM194 203V202H193ZM246 203V202H245ZM244 203V204H245ZM254 203V202H253ZM61 204V203H60ZM73 204H75V202L73 201ZM87 204H88V202H87ZM86 204V205H87ZM93 204H94V202H93ZM126 204V203H125ZM170 204V203H169ZM187 204V203H186ZM195 204H196V202H195ZM235 204V203H234ZM239 204V203H238ZM247 204H249V203H247ZM255 204V203H254ZM262 204V203H261ZM88 205H90V204H88ZM87 205V206H88ZM91 205H92V202H91ZM90 205V206H91ZM147 205V204H146ZM145 205V206H146ZM167 205V204H166ZM58 206V205H57ZM67 206H68V204H67ZM73 206V205H72ZM78 206V205H77ZM107 206H108V204H107ZM138 206V205H137ZM148 206V205H147ZM172 206V205H171ZM61 207V206H60ZM105 207V206H104ZM181 207H183V206H181ZM189 207V206H188ZM193 207H195V206H193ZM53 208V207H52ZM94 208V207H93ZM136 208V207H135ZM140 208V207H139ZM164 208V207H163ZM89 209V208H88ZM186 209V208H185ZM70 210V209H69ZM75 210V209H74ZM78 210V209H77ZM93 210V209H92ZM91 210V211H92ZM99 210V209H98ZM173 210V209H172ZM175 210V209H174ZM178 210V209H177ZM180 210V209H179ZM208 210V209H207ZM53 211V210H52ZM100 211V210H99ZM98 211V212H99ZM129 211V210H128ZM191 211V210H190ZM76 212V211H75ZM93 212V211H92ZM101 212V211H100ZM131 212V211H130ZM156 212V211H155ZM162 212V211H161ZM180 212V211H179ZM185 212V211H184ZM54 213V212H53ZM62 213V212H61ZM120 213V212H119ZM134 213H135V211H134ZM133 213V214H134ZM181 213V212H180ZM205 212H203L202 214H204ZM56 214H57V212H56ZM65 214V213H64ZM77 214V213H76ZM75 214V215H76ZM86 214V213H85ZM209 214H211V213H209ZM95 215V214H94ZM101 215V214H100ZM78 216V215H77ZM80 216V215H79ZM129 216V215H128ZM127 216V217H128ZM146 216V215H145ZM172 216V215H171ZM188 216V215H187ZM190 216V215H189ZM257 216V215H256ZM96 217V216H95ZM103 217V216H102ZM108 217V216H107ZM143 217V216H142ZM152 217V216H151ZM183 217V216H182ZM193 217V216H192ZM195 217V216H194ZM193 217V218H194ZM63 218V217H62ZM62 218H61V221H62ZM81 218V217H80ZM124 218V217H123ZM122 218V219H123ZM190 218V217H189ZM192 218V219H193ZM205 218V217H204ZM58 219H60V218H58ZM86 219V218H85ZM105 219V218H104ZM186 219V218H185ZM196 218H194V220H195ZM259 219V218H258ZM257 220V219H256ZM122 221V220H121ZM128 221H129V219L127 220V224H128ZM146 221V220H145ZM248 221H249V219H248ZM63 222V221H62ZM73 222V221H72ZM79 222H81L80 220H79ZM109 222V221H108ZM130 222V221H129ZM223 222H224V224L226 225V226H232V220H231V218L229 217V216H223ZM75 223V222H74ZM193 223H194V221H193ZM253 223V222H252ZM259 223V222H258ZM257 223V224H258ZM130 224H133L132 222H130ZM195 224H196V222H195ZM194 224V225H195ZM202 224V223H201ZM129 225V224H128ZM247 224H245V226H246ZM250 225V224H249ZM259 225V224H258ZM3 226V225H2ZM63 226V225H62ZM133 226V225H132ZM261 226V225H260ZM69 227H70V225H69ZM144 227V226H143ZM157 227L159 228V229H161V230H164V227H162L161 226V224H157ZM140 228V227H139ZM240 228V227H239ZM249 228V227H248ZM66 229V228H65ZM118 229V228H117ZM141 229V228H140ZM143 229V228H142ZM145 229V228H144ZM62 231V230H61ZM75 231V230H74ZM146 231V230H145ZM73 232V231H72ZM75 233V232H74ZM150 233V232H149ZM193 233V232H192ZM121 234V233H120ZM136 234V233H135ZM157 234V233H156ZM225 234V233H224ZM254 234V233H253ZM146 235V234H145ZM188 235H190V234H188ZM233 235V234H232ZM235 235V234H234ZM149 236H150V234H149ZM237 236V235H236ZM115 237V236H114ZM137 237V236H136ZM139 237V236H138ZM192 237V236H191ZM210 237V236H209ZM104 238V237H103ZM143 238V237H142ZM204 238V237H203ZM255 238V237H254ZM135 239V238H134ZM222 239V238H221ZM94 240V239H93ZM102 240V239H101ZM104 240V239H103ZM106 240H107V238H106ZM108 240H110V239H108ZM107 240V241H108ZM137 240V239H136ZM141 240V239H140ZM197 240V239H196ZM253 240V239H252ZM13 241V240H12ZM56 241V240H55ZM129 241V240H128ZM148 241V240H147ZM147 241H146V244H147ZM169 241V240H168ZM173 241V240H172ZM106 242V241H105ZM166 242V241H165ZM252 242V241H251ZM93 243V242H92ZM143 243V242H142ZM221 243V242H220ZM17 244V243H16ZM53 244V243H52ZM103 244V243H102ZM56 245V244H55ZM54 245V246H55ZM132 245V244H131ZM172 245V244H171ZM182 245V244H181ZM223 245H225V242H224V244ZM93 246V245H92ZM99 246V245H98ZM102 246V245H101ZM107 246V245H106ZM106 246H105V248H106ZM134 246V245H133ZM31 247V246H30ZM51 247V246H50ZM148 247V246H147ZM149 247H151V246H149ZM152 247H153V245H152ZM217 247V246H216ZM210 248V247H209ZM46 249V248H45ZM95 249V248H94ZM215 249V248H214ZM39 250V249H38ZM38 250H36V251H38ZM41 250V249H40ZM52 250V249H51ZM100 250V249H99ZM45 251V250H44ZM43 251V252H44ZM133 251H135V250H133ZM158 251V250H157ZM156 251V252H157ZM50 253H52V252H50ZM54 253V252H53ZM58 253H60L59 251H58ZM63 253V252H62ZM99 253V252H98ZM208 253V252H207ZM56 254V253H55ZM153 255L155 254V253H152ZM43 255V254H42ZM91 255V254H90ZM117 255V254H116ZM115 255V256H116ZM129 255V254H128ZM132 255V254H131ZM130 255V256H131ZM137 255V254H136ZM112 256V255H111ZM110 256V257H111ZM28 257V256H27ZM34 257H36L37 258V256H35L34 255ZM55 257V256H54ZM138 257V256H137ZM156 257V255L154 256V258ZM46 258V257H45ZM44 258V259H45ZM107 258V257H106ZM105 258V259H106ZM38 260H39V258H37ZM55 259H57V258H55ZM61 259V258H60ZM109 259V258H108ZM140 259H142V258H140ZM158 259V258H157ZM185 259V258H184ZM49 260V259H48ZM58 260V259H57ZM56 260V261H57ZM115 260V259H114ZM54 262V261H53ZM61 262V261H60ZM64 262L65 261H63V264H64ZM112 262V261H111ZM141 262V261H140ZM140 262H139V264H140ZM161 262V261H160ZM62 263V262H61ZM113 263V262H112ZM58 264H59V262H58ZM66 264V263H65ZM260 264V263H259Z\"/></svg>",
	"mask_w": 264,
	"mask_h": 264
}]
</instances>
